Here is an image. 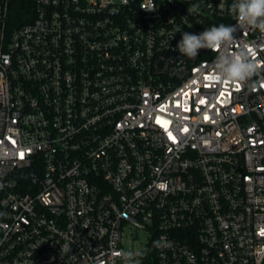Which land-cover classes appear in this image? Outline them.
Instances as JSON below:
<instances>
[{
  "label": "built area",
  "instance_id": "1",
  "mask_svg": "<svg viewBox=\"0 0 264 264\" xmlns=\"http://www.w3.org/2000/svg\"><path fill=\"white\" fill-rule=\"evenodd\" d=\"M11 2L0 264H124L121 249L152 254L144 264H264V68L221 82L217 52L176 49L223 23L237 27L230 50L264 62V33L239 28L234 0H35L13 27ZM135 230L146 245L126 250Z\"/></svg>",
  "mask_w": 264,
  "mask_h": 264
},
{
  "label": "clouds",
  "instance_id": "2",
  "mask_svg": "<svg viewBox=\"0 0 264 264\" xmlns=\"http://www.w3.org/2000/svg\"><path fill=\"white\" fill-rule=\"evenodd\" d=\"M229 13L235 15L239 28L250 27L264 33V0H234L229 7ZM236 30L237 27L234 25L221 23L205 29L200 34L183 32L176 49L190 59L197 57L200 49L217 52L218 55L211 64L212 78L221 82H247L253 76H259L264 68V62L256 59L250 46L230 50L236 41L234 37ZM253 87H264V79L256 81ZM160 244L159 240L154 242L157 247ZM68 251H70L68 245L61 250L62 254ZM113 255L121 258L124 264H136V257L140 253L121 249Z\"/></svg>",
  "mask_w": 264,
  "mask_h": 264
},
{
  "label": "trees",
  "instance_id": "3",
  "mask_svg": "<svg viewBox=\"0 0 264 264\" xmlns=\"http://www.w3.org/2000/svg\"><path fill=\"white\" fill-rule=\"evenodd\" d=\"M35 0H12L10 5L11 27L31 20L34 16Z\"/></svg>",
  "mask_w": 264,
  "mask_h": 264
},
{
  "label": "rangeland",
  "instance_id": "4",
  "mask_svg": "<svg viewBox=\"0 0 264 264\" xmlns=\"http://www.w3.org/2000/svg\"><path fill=\"white\" fill-rule=\"evenodd\" d=\"M136 242V243H135ZM146 232L145 231H128L127 232V237H126V244H125V249L129 250L130 246L132 247H137L139 250L142 249L143 246L146 244ZM155 258L152 254H149L148 256H139L138 257V264H144L145 261L151 262L154 261Z\"/></svg>",
  "mask_w": 264,
  "mask_h": 264
}]
</instances>
